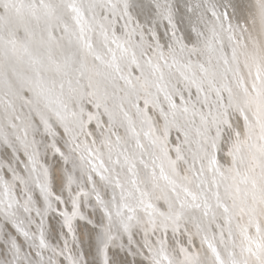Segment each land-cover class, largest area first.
<instances>
[{"label": "snow or ice", "instance_id": "6c2138e0", "mask_svg": "<svg viewBox=\"0 0 264 264\" xmlns=\"http://www.w3.org/2000/svg\"><path fill=\"white\" fill-rule=\"evenodd\" d=\"M257 5L260 32L245 36L208 0L211 18L179 0H0V264H90L79 222L95 233L91 264H113L116 247L147 264H264ZM41 127L65 165L60 194L29 140ZM49 213L61 244L46 238Z\"/></svg>", "mask_w": 264, "mask_h": 264}, {"label": "bare ground", "instance_id": "6f19581e", "mask_svg": "<svg viewBox=\"0 0 264 264\" xmlns=\"http://www.w3.org/2000/svg\"><path fill=\"white\" fill-rule=\"evenodd\" d=\"M143 2H147V0H143ZM185 2L189 3L193 7L197 4H200L201 7L196 9L197 13H202L206 16V18H211L210 13L205 12V0H179V7L181 13H184V4ZM210 4H214L216 6V10L219 13H227V19L225 20V26L228 23H231L234 27L247 29V32L244 34L247 36L249 33L253 36H257L261 29L260 19H259V12H258V5L257 0H208ZM139 11V10H137ZM188 17H191L193 20L196 16L193 13H186L184 23L181 24V30L187 31L188 30ZM139 19L142 23L145 22V15H140ZM159 32L162 41L166 39L164 36V27L161 26L157 29ZM25 113H27L28 109H24ZM34 123L38 124V119L34 120ZM94 127V125H93ZM56 131L58 135L56 136V146L67 153L68 146L65 144V140L67 137L63 134V129L57 127ZM120 134L123 135V129H120ZM33 136L36 140V146L39 150V159L42 163L50 167V171L53 174L54 182L53 187L57 194H60V177L64 175V168L65 165L61 157L57 155H53V151L47 147V145L52 143V137L46 135L44 133L43 127L40 128L39 132L31 133L29 135V140L33 139ZM83 139V137H81ZM89 143L91 142V137L88 138ZM99 143V141H98ZM8 151L0 148V160L5 159L8 156ZM21 160H24L25 157L23 156V152L19 153ZM70 168V165L68 166ZM77 177L79 173L77 172ZM73 189H76V184L72 185ZM64 197L67 198L68 193L65 191L63 193ZM33 198L36 201V206L43 209L45 206L43 198L41 197L38 190L33 191ZM94 203V202H93ZM56 206V205H54ZM63 208V205L59 206ZM68 210H71V205L68 204ZM91 218L94 221H99L102 217V213L99 211L98 208H88L85 209ZM94 213V214H93ZM39 219V218H37ZM45 234L46 238L49 242L53 245L61 244L62 243V236L61 233L64 232L66 234V229L62 228V219L53 213H49L45 218ZM74 227L77 228V235L79 238L80 243V250L83 251L85 257L89 260L90 264L93 260L95 255V233H91L88 228L84 227L82 222L76 223ZM10 232L14 231L9 227L8 229ZM35 227L33 226V231ZM69 241L71 242V237H68ZM134 241L140 242L141 241V234L137 233L134 236ZM21 242L22 238H21ZM123 242L127 245V236H123L121 241H117V245ZM198 244V241H197ZM27 245L25 244V248ZM140 245L138 243H134L132 245L133 251H136ZM110 256L112 257L113 264H147L146 261L143 260L140 256H132L127 254L126 251H121L119 247L110 249ZM47 255V254H46Z\"/></svg>", "mask_w": 264, "mask_h": 264}]
</instances>
